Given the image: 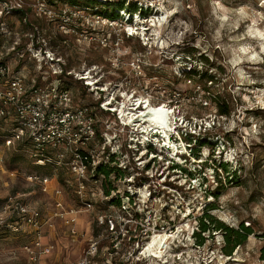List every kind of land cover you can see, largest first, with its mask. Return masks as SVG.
<instances>
[{"label":"rangeland","instance_id":"rangeland-1","mask_svg":"<svg viewBox=\"0 0 264 264\" xmlns=\"http://www.w3.org/2000/svg\"><path fill=\"white\" fill-rule=\"evenodd\" d=\"M8 1L0 3V46L17 42L30 75L40 83L59 79L77 104L95 106L98 137L102 134L97 148L104 152L98 160L109 174L99 173L97 183L86 184L95 196L88 194L92 206L85 210L66 168L35 167L27 150L7 148L1 137L0 264H28L23 246L32 239L27 225L5 218L3 206L10 196L38 207L47 220L44 241L52 245V253L46 264L73 263L92 241L97 242V264L107 258L114 264H173L176 247L168 241L150 255L147 248L140 253L155 234L165 233L176 244L182 241L179 264H264V0H126L117 13L115 6L86 0ZM133 5L144 13H131ZM112 13L116 16L109 18ZM28 48L51 51L61 60L62 74L29 59ZM192 70L197 74L191 75ZM202 72L215 75V82ZM217 93L228 105V115L219 114ZM112 98L121 102V118L123 103L133 112L146 104L169 109L168 143L158 136L152 144L134 141L128 151L123 147L121 163H114L110 153L117 146L107 139L115 137L122 148L133 134L100 109L101 100ZM135 100L146 101L144 107L133 106ZM134 127L145 132L143 140L162 131ZM221 163L236 176L226 180L224 170L216 168ZM32 173L53 176L49 191L28 180ZM54 188L61 190L58 196ZM116 197L119 206L109 202ZM57 199L67 210H80L77 235L54 216ZM208 204L213 205L209 212L227 226L251 228L231 255L222 250L226 243L219 230L200 233L204 241L196 248L199 218ZM100 215L112 218L113 230L102 225L95 231Z\"/></svg>","mask_w":264,"mask_h":264},{"label":"built area","instance_id":"built-area-1","mask_svg":"<svg viewBox=\"0 0 264 264\" xmlns=\"http://www.w3.org/2000/svg\"><path fill=\"white\" fill-rule=\"evenodd\" d=\"M1 2L11 4V1L8 0H0ZM15 2L20 4L18 1ZM130 19L131 17L128 15L126 21L131 22ZM127 34L133 36L135 32L128 31ZM18 45L17 42H13L10 47L4 44L0 46V138L2 137L7 148L24 143L26 146L24 149L29 152L35 166H49L51 169L57 170L66 168L75 184V195L83 200L82 202L86 205L85 210H89L92 205L91 202L87 201V197L90 193L95 196V192L92 189L87 190L86 184L99 181L97 167L101 163L98 158L101 157L102 153L104 154L97 148V142L102 138V134L98 137L97 124L99 119L95 106L77 104L74 94L70 89L62 86L59 79L40 83L37 76L30 75L23 66L22 58H24L25 51L21 50ZM27 51L29 52V59L36 60L40 66L42 63L49 64L54 74H62L61 60L54 57L51 51L36 48H28ZM81 78L85 79L84 77ZM99 104L101 110L115 115L124 130L127 129L133 134L128 136L127 145L122 144V148H120L118 139L111 137V132H107L111 137L107 139L108 142H113V145L117 146L116 150L110 153L114 163H121L123 155L126 153L123 147L128 151L132 148L134 141L140 145L152 144L153 136L143 140L142 136L145 132H136L133 124L125 122L121 118L119 114L121 102L112 98L103 99ZM140 105L144 107V100H135L133 103V106L137 108H141ZM52 177L32 173L28 175V180L40 183L43 192H47L52 184ZM60 191L59 188H54V193L57 196ZM127 196L129 198V195ZM54 204V216L63 218L69 227L70 234L77 235L79 232L76 214L80 210L65 209L61 199H57ZM3 211L6 219H12V222L19 221L30 228L32 239L23 246L28 264H46L45 260L52 253V245L44 241L47 220L42 211L38 207L13 196L7 198ZM96 223L98 226L106 225L110 230L115 227L110 216L100 215ZM168 242L177 248L176 252L173 253L175 260L173 264H179L183 251H180L178 247L180 248L182 241L180 244H176L177 239L171 236ZM118 245L119 243L116 241L112 244V248L116 249ZM201 245L197 244L196 248ZM147 246L148 242L140 250L141 255L145 253ZM97 251V242L92 241L77 261L63 264H97L94 259ZM115 251L112 250L113 254ZM102 262V264L115 263L111 258ZM204 263L208 264L207 262Z\"/></svg>","mask_w":264,"mask_h":264},{"label":"trees","instance_id":"trees-1","mask_svg":"<svg viewBox=\"0 0 264 264\" xmlns=\"http://www.w3.org/2000/svg\"><path fill=\"white\" fill-rule=\"evenodd\" d=\"M126 0H121L120 2H114V1H106L105 3H103L102 0H86V3H90V4H94V5H98L101 7H106V6H115L114 10L117 13L118 9H124V4L126 3ZM77 2H72V4L76 5ZM88 6V5H87ZM131 13L136 12L137 10L140 12H143L142 8L138 9L136 5L130 6L129 7ZM23 10H21L20 12H22ZM96 13L99 15H104V11L103 10H96ZM130 13V14H131ZM144 13V12H143ZM141 14V13H140ZM116 16V14L112 13L110 15H108L109 18H114ZM191 75H195L197 74V71L192 70L191 72H189ZM202 75L206 78H208V81H211V83H214L216 80L215 75L213 74H208L207 72H202ZM203 89L208 91V87L206 85L203 86ZM210 95V92H208ZM215 101L217 102L218 105V112L221 115H228L230 113V109L228 107V105L222 100L220 99L221 96L220 94H215L214 96ZM14 150L21 151V150H25L24 148H26L24 143H19L16 146L13 147ZM150 150L153 149V147L149 146ZM36 167V166H35ZM39 167V166H37ZM172 167L175 169H180V170H185L184 168H182V166L178 163H173ZM216 168H220L223 169L224 172L227 174V179L229 180V176H236V171H231L228 168V164L227 163H221L218 167ZM97 172L99 173H104L106 176H108L109 171L107 170V168H104L103 166L99 165L97 167ZM216 178L218 182H221V178H219V175L216 174ZM106 195L110 196V192L109 190L105 191ZM109 202L111 204L120 205V199L119 197L117 198H111L109 200ZM213 208L212 204H208L206 205V211L203 213V215L199 218V232H197L196 237H197V242L198 244H202L204 241V237L201 236L200 233L202 232H210L212 231H223L224 232V237H225V246L223 247V252L231 255L232 251H234V249L243 244L247 238V236L252 233L251 228L244 226L242 223L239 224V226L237 228H233V227H229L226 224H224V222H222V220L216 218L213 214H211L209 211L210 209ZM137 216V214H136ZM99 229V226H97L96 224V230L97 231ZM262 256L264 257V248L262 251Z\"/></svg>","mask_w":264,"mask_h":264},{"label":"bare ground","instance_id":"bare-ground-1","mask_svg":"<svg viewBox=\"0 0 264 264\" xmlns=\"http://www.w3.org/2000/svg\"><path fill=\"white\" fill-rule=\"evenodd\" d=\"M121 114H122V118L125 121L131 122V124L141 127L142 131L148 132L152 128L156 130L161 129L162 130L161 133H164L165 135V136L164 135L162 136L164 137L168 136L167 133H168V128H169V123L171 120V117H170L171 112L169 111V109H166L165 106H160V107L155 106L154 107V106H151L150 104H146L145 107L141 111L133 112V107L131 106L128 107L126 103H123L121 105ZM156 132H160V131L158 130ZM167 241H168V235L166 233L165 234H155L152 237V239L149 241L146 252L148 253V255H150L154 249L157 251Z\"/></svg>","mask_w":264,"mask_h":264},{"label":"clouds","instance_id":"clouds-1","mask_svg":"<svg viewBox=\"0 0 264 264\" xmlns=\"http://www.w3.org/2000/svg\"><path fill=\"white\" fill-rule=\"evenodd\" d=\"M151 144V143H150ZM124 145H127V142H125V144ZM170 247H172L171 245H170ZM172 249V248H171ZM173 250V249H172ZM175 250V251H174ZM174 250H173V252L172 253H174V252H176V250H177V248H174Z\"/></svg>","mask_w":264,"mask_h":264}]
</instances>
